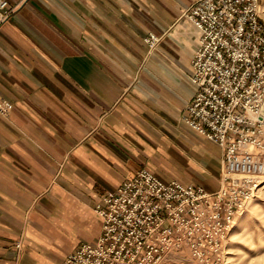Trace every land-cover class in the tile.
<instances>
[{
    "label": "crops",
    "instance_id": "0c3cea01",
    "mask_svg": "<svg viewBox=\"0 0 264 264\" xmlns=\"http://www.w3.org/2000/svg\"><path fill=\"white\" fill-rule=\"evenodd\" d=\"M0 27V264H60L137 171L217 190L222 150L185 121L194 0H8ZM161 37L151 49L149 33ZM21 243L18 246V243Z\"/></svg>",
    "mask_w": 264,
    "mask_h": 264
},
{
    "label": "built area",
    "instance_id": "2783aa9c",
    "mask_svg": "<svg viewBox=\"0 0 264 264\" xmlns=\"http://www.w3.org/2000/svg\"><path fill=\"white\" fill-rule=\"evenodd\" d=\"M0 0V27L11 14ZM262 0H194L183 17L200 31L184 121L222 150L210 191L142 168L95 206L101 232L60 264H229L236 217L264 187ZM161 37H145L154 49ZM13 108L0 92V114ZM21 243H18L20 246Z\"/></svg>",
    "mask_w": 264,
    "mask_h": 264
},
{
    "label": "rangeland",
    "instance_id": "374dc122",
    "mask_svg": "<svg viewBox=\"0 0 264 264\" xmlns=\"http://www.w3.org/2000/svg\"><path fill=\"white\" fill-rule=\"evenodd\" d=\"M261 17L264 20V0ZM227 248L229 264H264V187L236 217Z\"/></svg>",
    "mask_w": 264,
    "mask_h": 264
}]
</instances>
